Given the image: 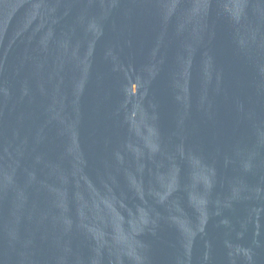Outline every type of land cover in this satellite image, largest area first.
<instances>
[{"label": "water", "instance_id": "1", "mask_svg": "<svg viewBox=\"0 0 264 264\" xmlns=\"http://www.w3.org/2000/svg\"><path fill=\"white\" fill-rule=\"evenodd\" d=\"M0 264H264V0H0Z\"/></svg>", "mask_w": 264, "mask_h": 264}]
</instances>
